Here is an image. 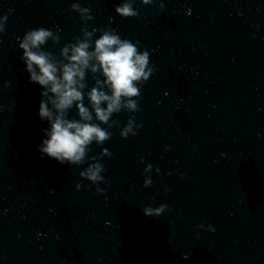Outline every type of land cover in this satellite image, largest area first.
Listing matches in <instances>:
<instances>
[{
  "label": "clouds",
  "instance_id": "1",
  "mask_svg": "<svg viewBox=\"0 0 264 264\" xmlns=\"http://www.w3.org/2000/svg\"><path fill=\"white\" fill-rule=\"evenodd\" d=\"M135 3L136 0H120L114 6L115 13L121 18L138 17ZM140 3L164 9L163 0H140ZM70 11L80 18L81 35L73 37V42L64 43L59 57L44 48L48 41L54 46L61 44V30L37 27L27 31L22 38L17 37L22 50L20 60L28 73L29 83H36L43 89L38 116L48 127L43 129L45 138L37 145L40 158L76 166L91 161L79 176L98 185L104 182L101 158L110 157L111 153L104 148L99 156H89L91 145L100 146L111 139L109 129L120 126L119 120L112 119L114 114L141 110V88L155 69L150 65L149 52L138 47L139 41L122 39L117 29L111 27L89 30L88 22L94 19L91 9L81 7L78 2L71 4ZM7 19V15L0 17V33L6 30ZM97 32L99 37L93 39ZM89 74L94 81L90 89L87 84ZM73 107L78 119L69 117ZM101 125H107V128ZM141 127L142 124L130 118L120 130V136L123 139L135 136ZM152 168V164H147L144 173H149ZM156 171L158 173L159 168ZM151 184L148 175L143 186ZM97 192L103 194L105 189L98 187ZM167 208L166 204H161L156 208L143 207L142 211L145 216L158 217ZM197 227L215 231L212 225L200 223Z\"/></svg>",
  "mask_w": 264,
  "mask_h": 264
}]
</instances>
